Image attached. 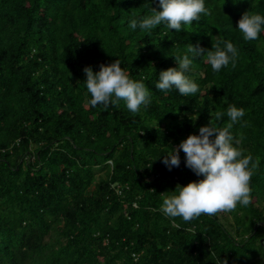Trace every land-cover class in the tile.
I'll use <instances>...</instances> for the list:
<instances>
[{
  "label": "trees",
  "instance_id": "1",
  "mask_svg": "<svg viewBox=\"0 0 264 264\" xmlns=\"http://www.w3.org/2000/svg\"><path fill=\"white\" fill-rule=\"evenodd\" d=\"M205 7L186 30L142 31L130 21L162 10L159 0H0V264H264V25L254 41L238 30L245 12L264 15V0ZM219 39L238 57L214 73L188 46ZM185 54L199 91L157 89ZM115 60L150 92L139 113L123 100L90 104L84 69ZM230 105L245 110L230 129L238 147L259 157L251 203L168 217L165 193L204 177L182 150L171 170L163 157L210 120L226 126Z\"/></svg>",
  "mask_w": 264,
  "mask_h": 264
},
{
  "label": "clouds",
  "instance_id": "2",
  "mask_svg": "<svg viewBox=\"0 0 264 264\" xmlns=\"http://www.w3.org/2000/svg\"><path fill=\"white\" fill-rule=\"evenodd\" d=\"M159 6L162 10L152 8L151 15L139 22L132 19L129 27L133 30L137 27L142 31L152 30L163 22L168 29L179 32L182 25L186 30L193 21H199L201 14L211 13V9L205 7V0H159ZM262 25L264 15L245 12L238 21V30L245 41H254L259 38ZM188 52L204 56L214 73H219L230 60L235 66L238 57L233 43L222 39L213 43L211 50L189 45ZM175 61L178 67L159 72L156 88L167 92L174 87L185 96L196 94L198 85L185 75L192 64L189 55L177 56ZM120 64L119 60L107 66L102 64L95 73L91 67L84 69L86 88L91 95L90 104L94 107L102 104L106 108L110 103L116 106L123 100L128 110L133 114L139 113L141 106L147 107L151 103L150 92L142 80L129 78ZM224 115L217 112L215 119L220 120ZM226 115L229 118L226 126L218 128L210 120L208 125L199 128V135H189L178 148H171V152L163 157L162 162L171 170L173 166H179L182 150L186 166L197 176L204 177L199 182H190L183 187L178 185L175 191L165 193L162 211L168 217H181L188 222L201 215L232 212L238 204L247 207L251 203L250 182L258 168L259 157L253 161L251 154L244 155L243 149L238 147L240 141L230 132L233 125L244 117L245 110L230 105ZM224 264L227 262L224 261Z\"/></svg>",
  "mask_w": 264,
  "mask_h": 264
}]
</instances>
